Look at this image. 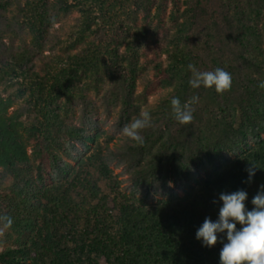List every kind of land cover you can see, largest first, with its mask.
<instances>
[{"label":"trees","instance_id":"obj_1","mask_svg":"<svg viewBox=\"0 0 264 264\" xmlns=\"http://www.w3.org/2000/svg\"><path fill=\"white\" fill-rule=\"evenodd\" d=\"M132 1L134 8L128 12L133 22H138L139 14L142 17L139 35L152 36L143 40L144 54L164 51L170 58L166 68L158 63L156 67L172 93L149 113L151 126L139 131L143 143L125 136L98 155L99 178L110 180L113 168H121L125 192L107 197L99 178L89 171L80 178L101 116L112 118V129L122 132L141 113L135 101L139 73L134 66L143 52L133 46L131 68L126 67L119 61L118 47L110 43L119 39L111 36L107 42L103 27L96 35L97 50L103 47L110 56L106 62L110 82L100 104L87 91L75 94L74 122L55 120L52 127L35 120L29 124L25 117L36 113L34 104L14 107L13 99L0 90V169L14 179L11 185L0 184V215L11 216L12 227L24 233L9 234V244L0 250V264H220V239L215 246L204 247L196 239L197 229L206 218H218L222 192L245 190L246 207H254L251 200L264 185V89L259 87L264 81V0ZM17 2L19 11L13 16L0 4V68L17 62L30 72L44 60L39 49L48 40L43 11H50L51 5L50 0L37 1L42 8L35 15L39 38L30 41L22 23L29 7ZM64 2L60 0V5ZM167 16L176 28L173 35ZM82 54L88 59L90 49ZM189 64L199 71L223 68L232 76L231 88L222 94L214 87L193 89ZM192 96H199L194 119L182 125L175 120L170 101L178 97L183 104ZM70 162L80 170L60 193L59 182L78 169ZM249 162L260 168L251 181ZM78 183L88 192L81 203L97 204L87 212L93 219L81 243L62 247L65 236L57 235L53 223ZM31 226L36 232L28 239Z\"/></svg>","mask_w":264,"mask_h":264},{"label":"rangeland","instance_id":"obj_2","mask_svg":"<svg viewBox=\"0 0 264 264\" xmlns=\"http://www.w3.org/2000/svg\"><path fill=\"white\" fill-rule=\"evenodd\" d=\"M22 1L29 7L22 19L24 34L30 41H34L39 38V32L35 28L39 23L35 15L42 12V8L36 6L38 0ZM0 4L8 7L10 16L19 11L17 0H0ZM50 5V11L46 8L43 11L48 24L45 35L48 40L39 48L44 58L40 66L30 72L21 69L17 62H13L10 67L0 68V90L5 97L13 99L14 107L27 103L34 104L37 114L34 112L31 117H25L29 124L35 120L38 125L52 127L55 120L74 122L76 108L73 105V97L81 91H87L100 104L102 91L110 82L106 68L110 56L103 47L100 51L97 50L100 40L96 35L103 27L107 28V42L111 41V36L119 39L118 42L110 43L118 47L121 52L119 61L126 67L131 68L133 46L143 52L138 58L137 65L134 66L139 73L135 101L140 112L150 113L172 93V86L165 81V76L156 67L158 63L166 68L170 58L164 51L153 54V51L149 50L148 54H144L147 44L143 40L149 41L152 36L139 35L138 26L142 24V17L139 14L138 22H133V14L128 12L130 8H134L132 0H65L61 5L60 0H50ZM170 11L171 7L168 10L169 14ZM167 19L170 35H173L176 28L173 27L170 17L167 16ZM168 41L169 39L166 42L169 43ZM86 48L90 49V55L84 60L85 55L82 53ZM99 110L102 111L101 105ZM101 120L100 130L93 132L97 135L95 142L91 143L90 150L84 155L86 164L81 179L88 176L87 171L95 178H99L95 166L98 155L106 145L118 144L126 136L123 132L112 129V118L101 116ZM55 133L56 131L53 135H56ZM70 163L78 168L76 162ZM24 170L27 176L34 178L32 171L26 168ZM79 170L76 169L71 177H65L59 182L62 185L60 193L71 184ZM121 171V168L114 167L112 179H98L102 194L113 198L120 192H125L126 182ZM12 183H14L13 177L0 169V184L8 186ZM77 185L79 187L73 190V194L70 195L72 198L65 200L53 223V230H57V235L65 236V244H62V247H75L81 243L82 237H85L84 231L89 229L88 223L93 219L87 212L97 204V200L92 203H81L83 195H88V192L82 184ZM87 198L89 201L90 198ZM75 211L76 215L73 213ZM68 213H71L69 217H67ZM35 232L36 229L32 227L27 238L34 237ZM10 233L15 236L24 234L14 227L10 229L0 227V250L9 244Z\"/></svg>","mask_w":264,"mask_h":264},{"label":"clouds","instance_id":"obj_3","mask_svg":"<svg viewBox=\"0 0 264 264\" xmlns=\"http://www.w3.org/2000/svg\"><path fill=\"white\" fill-rule=\"evenodd\" d=\"M192 75L188 83L193 89L201 86L213 88L218 94L229 90L232 86V76L223 68L214 71H199L195 65L189 64ZM264 89V81L259 84ZM199 102V96H192L181 104L178 97L170 101L175 120L186 125L193 121L194 107ZM151 126V117L147 112H141L139 118L133 119L122 129L124 135L132 140L143 143L139 131ZM258 168L249 162L246 168L249 181L255 176ZM248 193L245 190L222 192L219 194V214L216 220L206 218L196 231V239L204 247H213L218 238L223 244L220 249V264H264V185L252 198L254 206L246 207ZM217 203V201H214ZM14 224L11 216L0 215V227L10 229ZM240 225L238 228L237 225Z\"/></svg>","mask_w":264,"mask_h":264}]
</instances>
